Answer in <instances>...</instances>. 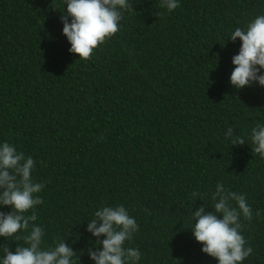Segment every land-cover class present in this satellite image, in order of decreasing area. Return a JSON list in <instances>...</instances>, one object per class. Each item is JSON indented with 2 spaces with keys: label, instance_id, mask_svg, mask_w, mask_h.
<instances>
[{
  "label": "trees",
  "instance_id": "1",
  "mask_svg": "<svg viewBox=\"0 0 264 264\" xmlns=\"http://www.w3.org/2000/svg\"><path fill=\"white\" fill-rule=\"evenodd\" d=\"M178 2L168 12L129 0L120 31L85 61L62 32L65 0H0V144L36 162L42 248L65 239L73 264H95L87 250L102 245L87 224L118 205L139 225L124 245L140 250L137 264H218L191 229L192 211H214L217 182L252 208L241 234L253 253L240 264H264V158L250 145L264 86L231 85L242 41L229 39L264 15V0ZM228 127L243 145L225 139ZM27 234L0 236V256Z\"/></svg>",
  "mask_w": 264,
  "mask_h": 264
},
{
  "label": "clouds",
  "instance_id": "2",
  "mask_svg": "<svg viewBox=\"0 0 264 264\" xmlns=\"http://www.w3.org/2000/svg\"><path fill=\"white\" fill-rule=\"evenodd\" d=\"M65 5L60 19L62 32L71 45L69 52L78 54L79 59L85 61L120 31L123 13L134 10L129 0H65ZM179 6L178 0H161L160 4L168 12ZM237 38L242 43L238 54L232 57L235 67L230 75L231 85L236 89L254 82L264 86V72L261 71L264 69V15L255 17L245 29L235 28L229 39L235 42ZM224 135L225 139L231 138V145H243L246 140L243 136H235L231 127ZM250 141L253 154L264 158V124L258 123L251 129ZM35 163L31 156L18 152L14 145L0 144V206L11 208L7 213L0 211V236L11 237L21 230L28 233L22 237L26 246L18 244L15 251L9 247L3 249L0 264H73L76 252L65 239L54 247L42 248L45 232L34 222L37 220L35 208L43 203L36 194L45 184L33 180ZM191 195L200 197L198 191ZM212 200L214 211H206L204 205L192 211L193 236L203 245L202 252L217 258L218 264H240L253 253V248L246 246L247 241L241 234V217L247 221L253 219L251 205L245 195L225 189L222 182H217ZM30 210L31 214L26 215ZM217 213L222 218H218ZM260 215L257 211L256 216ZM86 230L97 237L98 245H102V249L87 250L95 264H137L141 259L138 248L124 247L139 230V225L123 205L101 206ZM101 236L105 238L100 240Z\"/></svg>",
  "mask_w": 264,
  "mask_h": 264
}]
</instances>
